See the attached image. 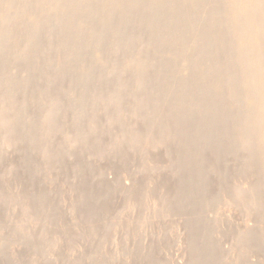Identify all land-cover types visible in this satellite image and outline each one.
Returning a JSON list of instances; mask_svg holds the SVG:
<instances>
[{"label":"rangeland","instance_id":"374dc122","mask_svg":"<svg viewBox=\"0 0 264 264\" xmlns=\"http://www.w3.org/2000/svg\"><path fill=\"white\" fill-rule=\"evenodd\" d=\"M219 2L221 4L218 3L213 9L214 13L213 10L211 13H230L233 4ZM123 8L127 14H131L129 20L146 23L156 31L161 30L166 23V17H154L155 10L151 6L128 0ZM100 17L103 21L111 18L112 24L117 27L108 41L113 43L121 35L127 36V18L125 23L120 21L117 9L115 12L113 8L105 9ZM98 33L92 30L90 36ZM76 44L91 47L90 41L89 45ZM198 46L200 43H194L192 37L174 45L173 51L178 59L168 77V81L173 84L170 87L156 86L163 82V76L150 78L146 86L140 88L136 87L137 80L132 77L114 76L104 82L102 80L103 84L100 80H93L87 87H76L68 84L69 80H50L47 77L40 78V81L37 79L39 83L37 80L32 81L41 83L40 87L26 91L25 113L19 114V120L21 117L23 119L21 123L30 126L24 124L27 129H22L27 139L30 137L27 140L28 150L22 154L17 147L2 143L4 130L0 126V189L6 193L0 199V264H6L8 260L12 264H264V243L260 240L264 236V220L257 213L260 208H264V196L261 197L264 194V151L255 148L256 144L263 145L260 137L264 134V126L255 127L252 137L254 142L244 131L259 109L260 98L257 93L261 86L247 87L243 84L250 76L251 68L241 65L240 59L235 58L233 61L237 60L236 63L231 61V64L235 79L238 78L233 81L238 83L239 80L240 86H243L239 89L243 90L236 88L234 91L229 84L220 91L213 86H206L217 80L220 74L226 73L215 67L205 79L203 94L207 98L198 99L202 98V94L198 93L195 86L184 89L178 84L180 77L191 73L193 68L194 62L185 59L187 55L193 57V53H198L201 58L204 56L207 59L215 52L214 46ZM144 48L145 44L138 43L132 54H138ZM156 58V55L150 57L152 62ZM13 64H7L9 69L7 66L5 69L11 73L10 76L15 77L17 70ZM87 65L83 53L71 62L69 75L76 78L72 82L81 81L80 76H83ZM112 68L113 55H110L102 70L109 73ZM126 81L135 82V86L125 89L118 86V83ZM195 82V78H191L189 85ZM153 90L156 92L153 93ZM51 94H55L54 98ZM141 94L147 97L143 98ZM100 96H108L109 105H112L110 109L101 101L96 100L94 103V99ZM121 96L128 102L125 99L118 100ZM148 96L152 97L146 101V105ZM44 97L48 98L46 102ZM137 99L141 102L144 100V104L140 101L137 104ZM51 104L63 106L64 114L57 121L48 119V116L46 118L49 110L53 109ZM118 115L125 122L122 120V123H118ZM95 117L100 124L90 128V120ZM54 126L58 127L53 130ZM53 131L56 134L53 133L52 137L50 132ZM78 133L81 137L76 136ZM123 133H128L125 134L127 138L134 134L143 142L139 148H133L135 145L129 140L122 141L124 145L121 142H117L120 146L115 144L114 140H119ZM153 134H161L160 142L153 146L146 144ZM88 135L95 137L90 145L84 140ZM96 143H101L102 149L98 145L95 148ZM247 143H252L255 147L250 149L255 150L240 149ZM49 147L54 148L55 152L57 150L53 161L56 158L58 160L60 154L65 156L64 160L63 157H60L61 161L47 160ZM256 149L259 151L256 152ZM79 166L83 169H80V173ZM81 186H84V191L88 190V194L95 195L87 204L84 202L87 193L80 190ZM239 194L243 195L239 198ZM28 196L30 200L26 198ZM104 197L108 200L109 208L100 205ZM80 198L83 200L79 202ZM25 199L34 203L29 208L31 211L26 210L27 214L21 211ZM186 199H189V204ZM87 211L98 213L88 215ZM50 214L53 219H50ZM19 225L25 229V238H33L34 243L18 239L10 242V238L8 243L5 242L7 237L19 235ZM94 228L97 233H94ZM253 239L259 240V246L253 245ZM34 244L39 246V252ZM204 249L211 251L208 259L198 254Z\"/></svg>","mask_w":264,"mask_h":264},{"label":"bare ground","instance_id":"6f19581e","mask_svg":"<svg viewBox=\"0 0 264 264\" xmlns=\"http://www.w3.org/2000/svg\"><path fill=\"white\" fill-rule=\"evenodd\" d=\"M127 1L128 0H0V126L4 130V134L1 137L2 143L9 145L11 147L12 146L13 147L15 146V148L17 147L18 150L22 154H24V152L28 150V149L26 150L28 146L27 140H30L29 139L30 137L27 139L28 136L25 135V133L23 132L25 129H27L25 128V125L27 124L24 123L25 124L24 125L21 123L23 119L21 117L19 120V114L25 113L24 110L26 108L27 101H25L24 94L30 88L36 87L37 89L38 86L40 87L41 83L38 84L39 83L38 80L40 78H41L40 80H42L43 77L45 78L47 77L49 79L51 78L50 80L52 79H56V80L58 79V80H63V81L69 80L68 84L70 83L73 86L87 87L88 85L91 84L93 80H100L99 82L103 80L102 82H104L105 79H108L110 77L112 78L114 76L119 77V78L132 77V79L137 80L136 83L138 85L136 87L140 88V87L146 86L147 84L146 81L147 80L149 81L150 78L152 79V77L163 76L164 77L163 82L157 84L156 86H158L159 88L170 87L173 84L170 83V81H168V77H170L171 75L170 72L172 71V68L178 59L176 54H174L173 47L180 40L186 39L188 37H192V41L194 43H197V42L200 43V46H198V48L202 46H207V47L214 46L215 47L214 54L210 56L209 58L206 57L207 59H205L204 56H203L204 59L201 58V56L198 53H193L194 54L192 55L193 57L191 56L189 57V55H187L185 59L188 61L191 60L194 62L192 64L193 68L191 70V73L181 76L180 81H178L179 86L184 89L195 86L198 93L202 94V98H198L200 100H205L207 98L206 96H204L205 94H203V90L206 88L204 86L205 79H206L207 74L211 70H214L215 67L216 69H219V70L223 69L222 70L223 72L225 70L226 73L224 75L220 74L217 80L214 79L212 83L207 84L206 86H213L219 91L224 89L228 84L230 85V88L233 89L234 91L236 90V88L239 89V87H243V86H240L239 80L237 81L238 83L233 81V79H235V75L233 74L234 68L232 67L231 63L232 62L236 63L237 60L233 61L235 58L240 59L241 65L249 66V69L251 68V73L249 74L250 76H248V78L243 82V84L246 85L247 87L261 86V89L257 93V97L260 98V102L258 101L259 99H257L256 97L254 98V99H257V101L260 103V106H259L257 113H254L256 115L251 117L250 119L251 124L248 123V125L244 127V131H245L246 136H248L252 140V142H254L252 137H254L253 134H254L255 127L257 125L264 126V0H221V2L224 3L225 5L226 3L233 4V8L230 10V13L224 14V15L213 14L214 13L213 9L216 8L217 5H219L218 3H220L219 0H171V2H169L168 0L169 3H167V0H133V1H136L137 3L143 4L144 6L146 5H148L149 7L151 6L153 10H155L154 11L155 18L157 17L160 18L164 16L168 19V21L167 19H165L166 23L164 24L163 28L159 31L154 30L153 27H151L150 25L146 23L144 24L136 23L134 21L132 22L131 20H129L128 16H131V14H127L126 13L127 11L125 10V8H123L124 3H126ZM108 8H113V12H115V9H117V13L120 15V18H119L120 21H123L125 23V17L127 18V21H128V25L126 26L127 36L122 37L123 35H121V37H119V39L113 43L108 41L109 40L108 37L114 33L117 27L112 24L111 18L103 21L101 20V17H100V14L103 12V10L108 9ZM212 10H213V13H211ZM71 11H75V12L72 13ZM84 19L88 21L84 22L83 21ZM92 30L93 31L96 30V32H99V33L93 36H90V32ZM89 41L91 42L90 48L85 47L83 45L78 46V44H76V42H79L82 44L89 45ZM138 43L145 44V48L142 49L138 54H135V53L132 54L134 47H136ZM196 50L197 49H195V51ZM81 53H83L85 59L88 61V65L85 67L82 73L83 76H80L81 81L77 79V82L78 81L79 82L75 83V81L72 82V80L76 78L69 75V69L71 67V62L76 57H78V55H80ZM110 55H113V68H112L113 70L109 73H105L102 70V67H103L104 62L110 57ZM153 55H156L158 58H156L155 61L152 62L150 57H152ZM186 60H184L183 58V61H186ZM7 64L14 65L13 67H15V69L17 70L16 71L17 76L15 77L10 76L11 73L9 74V72L5 69ZM7 68L9 69L8 66ZM191 78H195V81H196L193 85H189V80ZM35 80H37L38 82L37 84L33 83ZM45 80L47 81V79ZM126 82H123V83L120 82L118 83L119 85L118 84L117 85L119 87L121 86L124 87L123 89H125L126 87L128 88L132 85L135 86L134 84L135 82L134 83L133 82L129 83V81H126ZM240 89L241 91L243 90L242 88ZM141 91L145 92L143 88H141ZM147 91H150V90H147ZM147 91H146V95H147ZM59 92L60 91H58V93ZM155 92L156 91H154L153 93ZM144 94H141L140 96ZM150 94L153 95L152 93ZM52 95L53 94H51V96ZM54 95L52 96L53 98H54ZM51 96L49 97V95H46V97H48L52 101L53 98ZM149 96L145 100L146 105H147L146 101L152 97L151 96L149 98ZM98 97L94 99V103L96 100L99 102L101 101L100 103H104L110 109L111 104L109 105V101L107 98L108 96H100V98ZM142 97L146 98L147 96L144 95ZM142 97H141V100L143 99ZM48 98L45 99V102L46 100H48ZM121 99L122 100L125 99V101L128 102L125 97L122 98L121 96V98L118 100H121ZM138 99H137V104L140 101ZM215 100H211V101H215ZM51 101L49 102L51 103ZM142 102L140 101V103ZM142 104H139V105H142ZM51 105H53L52 106L53 109L49 110L50 113L46 115V118L48 116V119L58 120V118L64 114L62 113L63 106L61 107L59 104L57 106L56 104L55 105L51 104ZM116 107H118V105H116ZM105 108L107 109V107ZM121 108L124 109L123 107ZM118 109H120V107H118ZM140 109L142 110L141 107ZM115 117L117 118L116 114H115ZM76 118L77 120H79L78 117ZM116 120L118 121V123H120L123 120V118L121 120L119 116L118 119ZM124 120L122 122H125ZM90 122H91L90 128H92L93 125H97L98 123L100 124V122L98 121L96 117L92 118ZM55 124L57 125V123ZM59 124L60 123H58V125ZM60 125H59V128H61ZM99 126L100 125H98V127ZM28 127L30 128V126ZM57 127L54 126L53 130L54 128H57ZM59 128L57 129V131H59ZM124 128L125 127H123V129ZM22 129L24 130L22 131ZM91 130L92 129H90L89 131L91 132ZM53 133L55 132L54 131L50 132L51 136L53 135ZM84 133H86L85 130H84ZM123 134L122 135L124 137L121 134H119L123 138L120 137L119 140L116 138V140L118 141L112 139L116 142L115 144H118L117 142H119L120 144V142L122 143V141L124 142L125 140L126 141L129 140V142L132 145H135L133 146V148L140 146L142 140L138 138L136 135L134 134L129 135V138H127L128 136L126 137L125 134H128V133H123ZM89 135L84 138L86 144L89 143L88 145H90L91 144L90 142L95 138V137L93 138V136L90 137ZM76 136L81 137L79 133L76 134ZM76 136H75V139H76ZM98 137L100 138L101 136H98ZM159 137H161V134L151 135L148 139L146 138L147 139L146 144L147 143L148 145L149 144L152 145L155 143L158 144V142H160ZM260 139H261L260 143H262L263 145L256 144L255 145L256 147H255L252 145V143H247L248 145L246 146L242 145L240 149L243 150L244 148L245 150H249L250 147H255L259 150L264 151V134L261 135ZM51 140L53 139L51 138ZM101 140L103 141L104 139H101ZM99 141L100 140H98V142ZM102 141L100 142L102 143ZM162 141L165 143L164 140ZM81 142H82V139H81ZM93 142H95V140ZM82 143H84V141ZM28 144H31V143H29L28 141ZM100 144L98 145V143H96V146L98 145L102 149V145ZM165 144H169V143H165ZM159 145H162V144H159ZM91 146L94 149V144ZM96 146L95 148H98V146L97 147ZM51 147H49V150L47 149L48 152L46 155L47 157L46 159L48 160L49 158V160H51L52 162L54 159L53 157H55V153H57V150L55 152L53 151L54 148H51ZM50 148L53 152L50 151ZM100 148L99 150H101ZM255 148L253 149L251 148L250 150H255ZM257 149H256V152L259 151ZM130 153L131 152H129V154ZM59 156L62 159L63 155L60 154L58 155V157ZM60 157L58 158V160L60 159ZM64 157L62 160H64ZM56 160L57 158L55 159V161ZM262 167H264V165ZM80 169H82V167L79 168V170ZM76 170L77 169H75V171ZM262 170L264 171V168ZM82 171L80 170L78 171V173ZM203 182H207V181L203 180ZM203 184L205 185V183ZM80 188H81L80 190L84 191L83 190L84 186H81ZM259 190H261V188ZM87 191H84V192L87 193ZM258 191L256 193H258ZM133 194H135V192ZM258 194L259 196L261 195L260 193ZM81 195L79 197H81ZM242 195L243 194L241 195L239 194L238 195L239 198ZM5 196H6L5 191L0 189V199L4 198ZM94 196L95 195H93V193H90V194L87 193L86 197L84 198L82 196V198L85 199L84 202L87 204L92 201ZM96 196L98 195L96 194ZM263 196L264 194L262 193L261 197ZM26 198L29 199L30 197L28 196ZM43 198L44 197H42V200H45ZM82 198H80L81 200H79V202L83 200ZM104 198H105L104 200L100 201V205L102 207L107 208L109 203H108V200H106V197ZM28 199L23 200L24 206H23V210L21 211L26 212V210H28L30 207H32L31 205L34 204V203L31 204L32 201L28 202L31 198L29 200ZM186 200H187L186 201L187 203L188 202L190 203L189 199H186ZM41 202L44 203L43 201ZM183 204L185 203H182V205ZM170 205H171V202H170ZM171 206H173V203ZM87 208L88 207H86L85 210ZM179 208L180 207H178L177 209ZM253 209L255 210V208ZM93 211H87L88 212L87 214L92 215L95 213ZM84 213H86V211ZM97 213L98 212H96L95 214ZM257 213H259L260 215L259 217L263 221L264 220V208L262 209L260 208V211H258ZM51 214H52V211H51ZM51 214H50V219H53L51 218L52 216ZM91 215L89 217H91ZM36 216L38 217V215ZM87 216L85 215V217ZM35 219L37 220V218ZM1 222L2 221L0 220V223ZM19 227H20L19 229L16 227L19 230V235L16 237H7V239L5 238L6 239L5 242L8 243L9 242L8 238H10L11 240L10 242H12V240L14 241V239H16L17 241L18 239V240H24L25 242H29L30 244L34 243L33 238H25L24 227L21 228L20 225ZM95 232L96 231L94 228V233ZM105 232L107 233V230ZM27 235H30V234H27ZM263 237L260 239L261 243H264ZM254 239H253V245L259 246L258 244L259 242H257L258 239L256 241H254ZM250 241H251V238H250ZM250 241H248L247 243H250ZM244 242H246V240ZM34 247H36L35 244H34ZM38 247L39 246L36 247V250L39 249ZM198 254L201 258L208 259L211 255V251L208 249H204L198 252ZM5 259L8 260V258H5ZM12 263H11V260L6 261V264H12Z\"/></svg>","mask_w":264,"mask_h":264}]
</instances>
